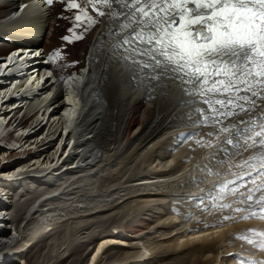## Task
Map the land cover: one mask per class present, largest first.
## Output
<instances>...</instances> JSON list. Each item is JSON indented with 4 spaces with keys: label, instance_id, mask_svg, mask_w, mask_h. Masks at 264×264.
Wrapping results in <instances>:
<instances>
[{
    "label": "bare ground",
    "instance_id": "obj_1",
    "mask_svg": "<svg viewBox=\"0 0 264 264\" xmlns=\"http://www.w3.org/2000/svg\"><path fill=\"white\" fill-rule=\"evenodd\" d=\"M76 2L81 8L69 9L84 25L88 0ZM54 10L45 0H0V44L13 48L0 54V142H16L1 154L6 163L13 150L26 155L15 169L0 167V193L11 200L0 202V264H29L24 251L51 235L56 240L37 264H64L72 256L71 264H82L95 251L87 264L238 263L229 251L242 254L245 264H264L262 249L246 247L240 238L258 239L254 233L264 231V219H242L248 213L233 211L243 205L233 203L231 194L206 197L204 204L194 200V212L184 208L190 196L207 193L213 182L240 175L238 165L249 153L231 156L219 168L220 176L205 178L216 151L214 139L213 147L207 146L211 129L188 118L193 105L162 98L159 89L150 98L143 87L133 91L110 64L102 70L103 60L95 54L117 42L108 32L112 21L105 18L91 27V39L75 57L76 68L64 76L65 70L52 71L43 54L48 53L44 38L52 43L61 31L55 25L62 18ZM192 133L198 134L178 146ZM19 177L17 191L13 182ZM38 181L39 188L29 184ZM183 194L188 195L180 198ZM179 208V216L170 214ZM120 225L132 228L134 238L126 237ZM140 226L149 231L139 233ZM96 241L97 248L82 252ZM120 246L127 250L118 254L114 249ZM171 256L178 261L166 262Z\"/></svg>",
    "mask_w": 264,
    "mask_h": 264
},
{
    "label": "snow or ice",
    "instance_id": "obj_2",
    "mask_svg": "<svg viewBox=\"0 0 264 264\" xmlns=\"http://www.w3.org/2000/svg\"><path fill=\"white\" fill-rule=\"evenodd\" d=\"M88 3L100 17L112 21L108 32L117 38L95 54L103 60L102 70L110 64L127 77L133 91L143 87L150 98L159 89L162 98L178 97L182 104L193 105L188 118L211 129L207 146L213 147L214 139L216 151L205 166V178L220 176L219 168L231 156L249 153L238 165L240 175L213 182L207 193L190 198L204 204L206 197L217 200L231 194L233 203L243 205L233 211L248 213L242 219H264V181L257 182L264 177V0ZM68 6L81 8L76 0H68ZM254 236L258 239L240 238L264 250V231Z\"/></svg>",
    "mask_w": 264,
    "mask_h": 264
},
{
    "label": "rangeland",
    "instance_id": "obj_3",
    "mask_svg": "<svg viewBox=\"0 0 264 264\" xmlns=\"http://www.w3.org/2000/svg\"><path fill=\"white\" fill-rule=\"evenodd\" d=\"M50 6L52 7L53 10L55 9L54 11L56 12V16L58 18H62V20L58 21L57 24L55 25V26H58V24H59V26L61 27V29H60L61 31L59 32L58 38L55 39V40H53L52 43H50V40L49 39L44 38L45 39V41H44L45 48L48 51V53H46V55H48L47 58L51 60V63H50V65H52L50 67L51 70L52 71H53V69L55 71L56 70H65V71H63L61 73L64 76L68 72H70V71H72V70H74L76 68L77 65L76 66H74V65H75L77 59H75V57H76V55H79L80 52L82 51L81 50L82 49V47H81L82 44L85 45L91 39L92 35H91V33H89L91 31L90 29H91V27H94V26H97L98 27L99 24H100V22H101V18L96 13L95 7L89 5V3L87 5V7H86V9H87L86 12L90 13V15L88 16L89 19L84 22V25H81V23L83 21H81V20H79V21L74 20V18L76 17V13L74 12V13L71 14V10L69 9L67 0H53V3ZM98 7H100L101 10H104L105 9V7L103 5H99ZM54 16H55V13H54ZM67 19H69V20H67ZM70 21H73V25H70ZM75 26L77 27V31H76V29H73ZM65 37H67V39H65ZM67 46H68V48H67ZM7 48L8 47L3 46L2 44H0V54L5 53V51H6ZM8 49L9 50H13V48H11V47H9ZM64 49L67 50L65 52V54H66L65 56H64ZM45 64H46V59H45ZM197 134L198 133H192V134L188 135L186 138L183 139L182 142H180L178 144V146L181 145V144H184L187 141H189V139L191 140V138H193ZM14 136H16V135H14ZM15 144H16V142H14V140H12L11 142L7 143L6 144L7 146L6 145H2V142H0V167L1 166L7 167L8 169H6V170L15 169L16 168L15 167L16 166L15 163L18 161V159L20 157H22V156L26 157V155H24V154H21L20 155V153L16 152V150H13V153L11 154V156L9 155L8 158H7L9 160V162L6 163L5 160L2 159V158H4L3 157L4 154H1V153L2 152L3 153L10 152L12 149H10L9 147L14 148L15 147ZM177 149H178V147L175 149V151H173V153L176 152ZM12 156H15V159H12ZM21 179H22V177H19L18 178V181H17V178H16L15 179V182H13V183H18L15 186V189H17V191L19 190L18 188L20 187L19 184L22 181ZM25 180H28V179L26 178ZM30 182H33V181H30ZM39 182H41V181H38L36 183H29V184L34 185L35 188H39V186H42ZM21 188L23 189V187H21ZM22 189H20V190H22ZM4 193L5 192L0 193V202L1 203H7L8 204L11 201L10 200V197H7ZM187 195L188 194H183V195H179V197L180 198H183V197H186ZM191 201L192 202L189 203V205H186V207H184V208L187 209L188 206H190V209L193 212L194 211H197L198 210L197 203H193L194 202V199H191ZM179 211H182V210L179 208L178 211L172 212L170 214H176V215L179 216V213L181 214V212H179ZM3 213H5L4 210H3ZM7 219H9V217L6 218L5 220H7ZM125 219H127V218H125ZM143 219L147 220L146 222L151 223L150 221H148L147 218H143ZM120 223L122 224V221ZM4 224L7 225L8 227L11 226V223L9 221H7V224H6V222ZM120 227H121V230L120 229L119 230L122 231V233L126 237H128V238H134L133 236L135 235V231H133L132 228L128 227V228L125 229L123 225H120ZM148 228L149 227H147V226H140L139 233L141 231L142 232L149 231ZM108 229L110 231H114L115 230V228H114V222L109 225ZM85 236H86V234H85ZM53 237H54V235H51L49 238H47V240H45V243L44 244H41L42 241L40 240L39 243H36V244L32 245L31 247H29V250H25L24 251L26 253V257L29 258L28 259L29 260V264H37L38 263L39 258L41 257V254H43L44 252H46L47 249L49 248L48 243H50L53 240H56ZM120 240L123 241V242H126L127 241L125 238L120 239ZM120 240L118 239V242H120ZM96 243H97V241L95 243H89L87 245V247H85V249L82 250V252H86L88 250L92 251L93 249H95V247L97 248V244ZM244 245L247 247V245H249V244H244ZM256 248H257V250L258 249H261L259 247H256ZM125 250H127V249H124L123 246H120L119 248L114 249V251H117L118 254L124 252ZM64 252L67 253L68 250H66V251L64 250ZM262 252H264V250H262ZM93 254H90V255L88 254L86 256L87 259L84 260V262L82 264H87L88 261H89V259L92 260L91 256H93ZM228 254L231 255L230 254V251L228 252ZM256 254H259V252L256 253ZM11 256H12L11 258L14 257L13 255H11ZM148 256H150V255H148ZM72 257H74V256H72ZM72 257H69L68 260H66L64 262V264H71L72 263L71 261L73 260ZM262 257H264V254L262 255ZM232 259H233L232 262H234V261L235 262L236 261L238 262V259H236L235 254H233ZM57 260H58L57 259V256H55V257H52V260L51 261L52 262H55ZM165 260H167L166 262L173 263L172 261H174L175 259H174L173 256H171V258H167ZM110 261L111 260H108V262H110ZM162 261H164V259H162ZM177 261H178V258L174 262H177ZM108 264H112V263H108ZM153 264H157V263L155 262ZM236 264H238V263H236Z\"/></svg>",
    "mask_w": 264,
    "mask_h": 264
}]
</instances>
